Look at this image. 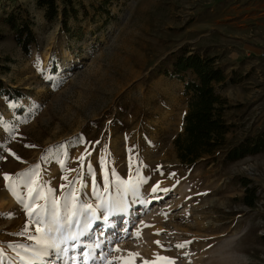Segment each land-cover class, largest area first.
<instances>
[{
	"label": "rangeland",
	"instance_id": "374dc122",
	"mask_svg": "<svg viewBox=\"0 0 264 264\" xmlns=\"http://www.w3.org/2000/svg\"><path fill=\"white\" fill-rule=\"evenodd\" d=\"M57 1L52 19L38 0L2 1L0 264L29 262L34 251L27 249H36L28 236L39 235L29 225L37 217L24 205L51 211L53 199L63 206L73 190L101 216L83 240L104 247L87 264H105L101 253L114 248L121 251L109 259L117 264L120 257L129 264H164L160 257L176 258L175 264H264V150L228 158L245 138L264 133V0H74L77 13L67 25L64 3ZM23 21L36 38L29 52L13 25ZM183 48L215 57L223 68L227 78L215 89L227 100L225 119L232 126L214 156L192 165L181 160L176 142L185 136L192 97L186 82L172 75ZM14 90L22 97H10ZM130 178L146 181L139 196L146 193L149 204L132 207L136 195L129 192L128 213H108L104 220L101 200L118 199L120 182ZM29 179L37 181L32 198ZM157 184L169 191L150 193ZM183 185L187 193H180ZM251 192L253 206L246 203ZM153 216L161 220L151 233L156 238L141 231ZM26 227L27 235H16ZM185 241L192 243L176 247ZM35 264L64 260L53 253Z\"/></svg>",
	"mask_w": 264,
	"mask_h": 264
},
{
	"label": "trees",
	"instance_id": "16d2710c",
	"mask_svg": "<svg viewBox=\"0 0 264 264\" xmlns=\"http://www.w3.org/2000/svg\"><path fill=\"white\" fill-rule=\"evenodd\" d=\"M3 0H0V12L3 9ZM64 3L63 16L64 24L67 25L69 14L76 15L77 9L74 0H62ZM38 4L46 7L47 18H55L59 13L57 0H38ZM1 17V14H0ZM13 19V15L9 17ZM17 36L22 49L30 51V45L36 38L28 22L23 21L18 25ZM183 52L177 53L173 60L172 75L182 78L186 82V91L192 93L189 101V110L185 116V136L177 138L179 157L184 163L194 164L199 158L205 155L214 156L218 150L225 145L226 135L231 130V124L225 119V109L227 100L217 93L215 85L226 80L227 76L215 57L202 56L198 53L189 54L186 48ZM166 73H170L168 70ZM192 72L194 78L187 79L186 76ZM4 82L0 79V86ZM15 94L10 97L21 98L22 92L14 90ZM264 150V133L253 137H247L242 142L229 150L228 158L232 160L240 159L247 154H256ZM247 182L245 183V185ZM246 195L247 204L254 205L255 192ZM264 240V235L262 236ZM259 264V263H254Z\"/></svg>",
	"mask_w": 264,
	"mask_h": 264
},
{
	"label": "snow or ice",
	"instance_id": "6c2138e0",
	"mask_svg": "<svg viewBox=\"0 0 264 264\" xmlns=\"http://www.w3.org/2000/svg\"><path fill=\"white\" fill-rule=\"evenodd\" d=\"M30 147L35 146L32 145ZM12 154L15 155V153ZM17 159L20 158L17 157ZM79 159L83 161L84 156L82 155ZM60 162L61 164L64 163L63 160ZM39 167V165H35L34 169H30L29 172L36 174L38 173ZM105 175L107 177V172ZM4 179L6 181H12L7 185V187L14 195H17L18 199H21L17 193V184L15 181H13V178L8 174H4ZM65 179H67V177H65ZM143 182L146 181H134L131 178L121 181L119 187H121L123 191L121 192L118 199L101 200V203L98 207L104 209L106 213L102 218L107 220L108 213L126 210L127 204L125 197L127 193L131 192L133 195L139 196V185ZM72 183L74 184L75 182L73 181ZM27 184L28 197L32 198L33 193L36 192L34 185L37 184V181L35 179H29ZM151 190L153 193L157 191H169V189H160L158 184L152 187ZM105 192H107V189H105ZM40 198L44 199L43 196ZM156 198L159 199V197ZM24 206L28 210V215L30 217L36 215L37 218L34 221L30 220L29 225L31 226L32 224H35V232L39 234L28 236V239L34 241L36 245L35 250L31 248L27 249L28 251H34V255L30 259L29 264H35V261H45V258L51 256L53 253H55L57 259H63L64 264H69V262H72V264H87L88 261L96 259L94 256V250L97 248L102 249L104 247V245L99 240L95 241L94 243H88L83 240L84 237L90 235L95 221L101 219V216L98 214L97 207L93 204L87 203L86 201L82 203L78 202V198L74 190L69 194V196L65 197L63 206L59 200L53 199L51 211L48 210L47 205L37 206L33 203L25 204ZM28 231L29 228L26 227L24 231L17 233L16 235H27ZM125 234H128L126 229ZM140 234L141 233L138 231L136 236L139 237ZM157 234H159V232ZM155 243L163 247L160 241H156ZM191 243V241H185L176 245V247L183 249ZM81 247L88 248L89 251H80ZM112 251L121 250L119 248H114L109 249V252L107 253L102 252L101 258L104 260L105 264H117L116 258L109 259L110 253ZM71 253H75V255ZM138 255V253L129 252V256L134 257ZM184 255H187V253H184ZM20 259L24 260L27 258L20 256ZM119 260L123 262V264H129L128 261L124 260V257H120ZM175 260L176 258L172 257H160V261L164 262V264H175ZM143 264H159V262H149L145 260Z\"/></svg>",
	"mask_w": 264,
	"mask_h": 264
},
{
	"label": "bare ground",
	"instance_id": "6f19581e",
	"mask_svg": "<svg viewBox=\"0 0 264 264\" xmlns=\"http://www.w3.org/2000/svg\"><path fill=\"white\" fill-rule=\"evenodd\" d=\"M160 183H162V182H159V184ZM160 189H163V187L162 188H160ZM180 189V193H187L189 190H188V187L187 186H185V185H183V186H181V188H179ZM151 190V189H150ZM188 190V191H187ZM150 193L152 192V191H149ZM164 193H166V192H164ZM146 201H147V203H146ZM149 200L147 199V197H146V193H143L142 195H140V196H136L135 197V199L133 200V205H132V207H134V204L135 205H137V206H139V205H141V206H147L148 204H149V202H148ZM127 204V203H126ZM127 213H128V211H129V209H128V204H127V207H126V210H125ZM161 220H160V218L159 217H157V216H153V218L152 219H150L149 221H144V223H143V225H142V228H141V231H144L145 229H146V231H147V229H148V233H150V235H152V236H157V235H154V234H151V233H153V232H155V230L157 229V223L158 222H160ZM144 225H150V226H144ZM94 227L96 226L95 225V223H94V225H93ZM93 227V228H94ZM156 234H157V232H156ZM156 238V237H155ZM88 251H89V249H88ZM95 253V252H94ZM33 255H34V253L32 254V256H31V258L33 257ZM48 258V257H47ZM47 258H45V261L47 260ZM61 260V259H60ZM45 261H35L36 263H39V262H45ZM16 262L14 261L13 262V264H15ZM29 262L28 261H24L23 263H19V264H28ZM201 264H203V262L201 261Z\"/></svg>",
	"mask_w": 264,
	"mask_h": 264
}]
</instances>
